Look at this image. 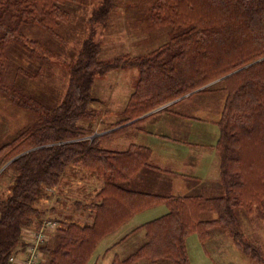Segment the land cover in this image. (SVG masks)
Listing matches in <instances>:
<instances>
[{
    "label": "trees",
    "instance_id": "obj_1",
    "mask_svg": "<svg viewBox=\"0 0 264 264\" xmlns=\"http://www.w3.org/2000/svg\"><path fill=\"white\" fill-rule=\"evenodd\" d=\"M75 1L0 0V72L8 65L13 41L34 51L35 42L24 34L30 25L58 37L57 29L69 22L66 7ZM111 6L112 0H101L90 21L107 15ZM148 21L154 29L168 28L171 36L147 56L100 61V48L89 33L77 49L57 105L44 108L36 100H21L22 107L34 105L45 115L0 145V168L9 162L0 176L11 170L9 194L0 199V264H9L23 250L22 230L36 229L44 219L40 200L52 194L74 165L102 180L91 200L73 204L79 211L89 210L91 222L57 218V227L41 247L45 264H86L102 238L159 203L167 206V213L134 228L130 233L143 231L142 244L124 259L114 257L111 264H189L185 236L196 233L204 243L224 223L238 247L258 258L255 246L241 241L232 212L241 208L248 213L252 205L262 210L264 201V0H154ZM128 66L137 67L138 82L123 108V120L111 126L120 127L104 138L169 102L173 106L196 94L222 93L215 147L221 195L172 196L132 189L130 179L150 166L147 148L132 144L118 152L100 148V137L80 140L85 131L78 121L91 115L95 76ZM209 213L215 218L204 219Z\"/></svg>",
    "mask_w": 264,
    "mask_h": 264
},
{
    "label": "rangeland",
    "instance_id": "obj_2",
    "mask_svg": "<svg viewBox=\"0 0 264 264\" xmlns=\"http://www.w3.org/2000/svg\"><path fill=\"white\" fill-rule=\"evenodd\" d=\"M153 1L112 0L107 15L92 23L90 16L97 10L101 0H76L66 7L70 14L69 22L57 29L55 34L58 37L33 24L27 27L24 34L35 42L36 47L32 46L34 51H31V45L13 41L7 50L8 65L0 72V145L31 127L41 119L40 115H45V111L42 113L34 105L28 109L22 107L21 100H36L44 108L59 103L67 88L77 49L89 33H93L92 40L100 48L98 60L103 62L117 58H142L165 44L171 36L169 29H154L148 21V9ZM138 78L135 66L112 69L95 76L90 93L92 99L88 105L91 115L78 121V126L85 131V136L80 140L100 137V148L118 152L132 144L147 148L150 166L143 167L130 179L129 187L132 189L166 195L167 183H162L163 189L155 191L154 181L164 179L166 174L156 169L159 167L198 178L191 179L188 187H185L183 178L174 179L170 195H221L219 158L215 147L219 139L222 93L184 95L187 98L176 105H171L173 101L164 104L152 110L151 116L136 125L123 127L112 138H104L103 134L120 127L111 128L123 120V108L135 91ZM217 81L206 86H212ZM172 108L184 113V116L165 113ZM8 164L2 166L0 172ZM10 174L11 170L7 169L0 176V199H5L9 194ZM100 179L79 165L70 167L59 186L53 190L55 193L40 200L38 206L45 210L44 218L56 220L59 217L57 214H66L67 218L84 223L79 215L84 217L87 212L72 208V204L78 200H91L89 193L100 185ZM56 197L65 199L67 204L56 205L54 212H50L45 204ZM167 211V206L159 203L135 214L98 242L86 264H111L114 257L126 258L144 240L142 230L130 232ZM232 213L241 241L255 246L258 258H250L238 247L224 223L221 228L211 230L209 239L204 243L196 233L185 236L189 264H264V201L262 210L252 205L248 213L241 208H234ZM215 215L209 213L203 218L213 219ZM136 264L150 263L141 260ZM157 264L171 263L159 261Z\"/></svg>",
    "mask_w": 264,
    "mask_h": 264
},
{
    "label": "crops",
    "instance_id": "obj_3",
    "mask_svg": "<svg viewBox=\"0 0 264 264\" xmlns=\"http://www.w3.org/2000/svg\"><path fill=\"white\" fill-rule=\"evenodd\" d=\"M176 105V104H175ZM172 111H169V112H165V113H167V114H170V116H172V115H177V116H184V113H179V112H177V111H175L173 108L171 109ZM156 169H158V170H160L161 172H163V173H166L165 174V176H163L164 177V179H161L160 181L158 180V181H154L155 183H154V185H155V191H160V189L162 188L163 189V186H162V183H167L168 184V188H167V191H165L166 192V195H170V189H171V187H172V184H173V181H174V179H181V178H183L184 179V181H185V187H188L189 185H190V181H191V179H198V178H196V177H194V176H190V175H186V174H180V173H178V172H175V171H173V170H169V169H160L159 167H157ZM157 171V170H156ZM158 173H159V171H157ZM162 175H164V174H162ZM144 181H145V179H143ZM144 184H146V182L144 183ZM99 186H97L95 189H93L92 191H91V193H89L90 194V198L91 197H93L94 196V194H96L95 192H96V190H97V188H98ZM165 192H163V193H165ZM162 193V192H161ZM88 194V195H89ZM173 196V195H172ZM67 204V201L64 199V200H62V199H60L59 197H56V198H53V199H50L48 202H47V204H45V206H47L48 207V210L50 211V212H54V209H55V206L56 205H61V206H65ZM74 204V203H73ZM73 204H72V208H74V206H73ZM49 205V206H48ZM81 212H87L86 214H85V216L83 217L82 215H79V218L81 219V220H83L84 221V223H90L91 222V216H90V214H89V210H84V211H81ZM59 217H58V219H62V218H67L68 216H66V214H64L63 216H66V217H63V216H61V215H59V214H57ZM77 217V216H76ZM75 217V218H76ZM78 218V217H77ZM78 218V219H79ZM45 219V218H44ZM32 230H35V228H32V227H28V228H25L24 229V232H23V235H22V240L25 242L26 240H27V233H29V232H31ZM18 256H20L21 255V251L19 252V254H17ZM46 263V258L44 257L43 258V260L40 262V264H45Z\"/></svg>",
    "mask_w": 264,
    "mask_h": 264
},
{
    "label": "built area",
    "instance_id": "obj_4",
    "mask_svg": "<svg viewBox=\"0 0 264 264\" xmlns=\"http://www.w3.org/2000/svg\"><path fill=\"white\" fill-rule=\"evenodd\" d=\"M54 223L50 221L43 222L40 231L31 233L29 243L26 246V255L21 260H11L12 264H38L39 245L45 240L47 230L53 227Z\"/></svg>",
    "mask_w": 264,
    "mask_h": 264
}]
</instances>
